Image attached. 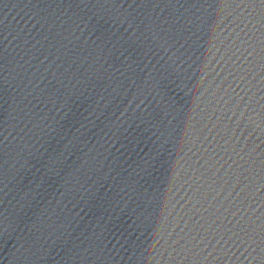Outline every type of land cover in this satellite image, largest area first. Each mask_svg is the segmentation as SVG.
Returning a JSON list of instances; mask_svg holds the SVG:
<instances>
[{
	"label": "water",
	"instance_id": "water-1",
	"mask_svg": "<svg viewBox=\"0 0 264 264\" xmlns=\"http://www.w3.org/2000/svg\"><path fill=\"white\" fill-rule=\"evenodd\" d=\"M0 264H264V0H0Z\"/></svg>",
	"mask_w": 264,
	"mask_h": 264
}]
</instances>
